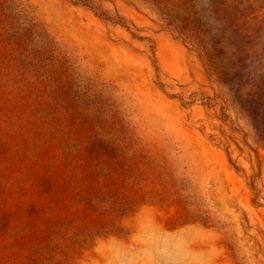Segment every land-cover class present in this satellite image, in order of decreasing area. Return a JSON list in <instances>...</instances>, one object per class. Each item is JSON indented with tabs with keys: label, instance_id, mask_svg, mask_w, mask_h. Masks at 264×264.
<instances>
[{
	"label": "rangeland",
	"instance_id": "obj_1",
	"mask_svg": "<svg viewBox=\"0 0 264 264\" xmlns=\"http://www.w3.org/2000/svg\"><path fill=\"white\" fill-rule=\"evenodd\" d=\"M234 1L0 0V264H264V0Z\"/></svg>",
	"mask_w": 264,
	"mask_h": 264
},
{
	"label": "trees",
	"instance_id": "obj_2",
	"mask_svg": "<svg viewBox=\"0 0 264 264\" xmlns=\"http://www.w3.org/2000/svg\"><path fill=\"white\" fill-rule=\"evenodd\" d=\"M219 1H220L219 3L221 4V7L224 6L225 8H228L230 6V2L233 5L235 4L234 0H219ZM248 6H250V7H248ZM236 7L238 9L245 8V10H249V8L252 7V3L250 2V0H246V1L243 0L240 3H238V5ZM249 20H250L249 18L245 19L246 24L248 23Z\"/></svg>",
	"mask_w": 264,
	"mask_h": 264
}]
</instances>
